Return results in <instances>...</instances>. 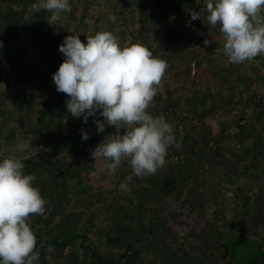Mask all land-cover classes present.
Listing matches in <instances>:
<instances>
[{
  "label": "trees",
  "instance_id": "trees-1",
  "mask_svg": "<svg viewBox=\"0 0 264 264\" xmlns=\"http://www.w3.org/2000/svg\"><path fill=\"white\" fill-rule=\"evenodd\" d=\"M83 1L70 0L72 11L62 15L68 21L49 26L43 10L24 19L35 0H0V118L24 122L18 132L0 133V159L21 158L47 201L45 214L30 216L37 264H205L226 251L230 264H264V221L257 220L251 193L241 184L226 189L241 208L233 225L243 232L232 229L224 246L213 245L219 230L206 214L199 169L207 163L199 135L204 121L217 162L234 155L244 160V171L264 173V55L219 66L220 57L201 50L216 51L220 44L204 45L185 1L171 0L151 12L159 15H147L141 42L168 64L147 111L163 116L166 106L176 107L173 118L164 117L179 147L168 148L155 174L128 181L127 159L109 175L90 154L115 128L98 133L93 121L101 117H90L87 125L71 117L65 106L69 97L57 92L51 79L64 59L59 45L66 36L79 34L86 43L87 36L114 34L113 28L123 26L114 25L112 15H88ZM130 16L136 18L133 25L125 22L127 31L116 35L122 47L128 46L131 25L137 29L139 22L138 15ZM171 74L174 82L167 79ZM175 82L185 86L183 94L169 93ZM208 118L214 121L208 124ZM85 129L87 141L81 138ZM172 200L184 210H170ZM176 228L189 232L180 236ZM201 237L205 242L194 245L193 238ZM195 246L201 254H193Z\"/></svg>",
  "mask_w": 264,
  "mask_h": 264
},
{
  "label": "clouds",
  "instance_id": "clouds-1",
  "mask_svg": "<svg viewBox=\"0 0 264 264\" xmlns=\"http://www.w3.org/2000/svg\"><path fill=\"white\" fill-rule=\"evenodd\" d=\"M45 11L47 23L54 26L62 13L72 11L70 0H35L24 19ZM206 20L219 26L229 62L240 64L264 55V0H206L200 11L190 13L191 20ZM190 24V22H189ZM68 35L59 45L63 61L52 74L56 91L69 97L65 106L71 117H90L98 133L114 127L91 151V157L103 162L109 175L115 174L122 160L130 162L126 178L155 174L165 164L167 150L176 143L173 126L164 116L147 111L157 95V86L168 68L141 43L122 47L119 37L109 31L87 36ZM209 39L204 45L211 44ZM81 138L89 139L87 130ZM36 177L26 174L21 158L10 155L0 159V264H37L40 252L30 224V216L43 215L47 201L34 186Z\"/></svg>",
  "mask_w": 264,
  "mask_h": 264
},
{
  "label": "rangeland",
  "instance_id": "rangeland-1",
  "mask_svg": "<svg viewBox=\"0 0 264 264\" xmlns=\"http://www.w3.org/2000/svg\"><path fill=\"white\" fill-rule=\"evenodd\" d=\"M156 2H152L151 4L154 5ZM115 4L114 0H111V5L108 3L107 8L113 10ZM118 9H120V5L118 4ZM127 12H129L127 9H124V12L120 15H112L110 17L111 22L114 25H119L121 22H123L122 28L117 27L113 28L114 35H119L121 33V29L127 31L128 27L125 22H129L128 26L130 24L133 25L134 20H136L135 16L126 15ZM62 15H65V13H62ZM139 19V18H138ZM143 24L137 23V29L136 27L132 26L129 28V43L128 46L132 43L139 42L142 44L141 38L146 34V29L144 28L146 26V21H150L147 17V15H142ZM68 21V18L66 16H62V19L59 21L61 23H65ZM140 21V19H139ZM198 27L193 28L194 32H198ZM200 37L203 39H207V32L202 34V32H198ZM210 40V39H209ZM221 43H224L222 40ZM207 49V48H206ZM206 49H202L201 52H206ZM200 52V51H199ZM213 58H219V54L216 51L211 52ZM221 58V57H220ZM188 60V59H187ZM221 60H223L221 58ZM220 60V61H221ZM190 63V61H187ZM180 62V64H182ZM222 65V64H221ZM211 69H208V72H210ZM175 75L171 74L168 75L167 79L169 81L174 82ZM175 92L172 91L170 88L169 93L170 94H183L185 86L181 85L180 82H175ZM17 98L16 94L13 96L12 102L15 101ZM171 103V102H169ZM176 107L173 104H170L169 106H166L164 108V112L162 113L163 116L167 117H174ZM214 120L211 118H208L207 123L211 124ZM24 122L22 120H19L18 118H0V133L3 137L7 136L9 132L11 131H20L23 128ZM200 137L204 140V144L206 145L207 149V163L205 166L199 167L202 176H203V189H202V195H203V203L206 207V214L208 218H215L218 221V227L221 231L222 235H226L228 232V225H230L232 222L236 221L237 213L240 211L241 208L238 207L235 198L231 194L229 190L226 188L234 186V184H241L242 186L246 187V190L248 193H251L252 197V203L254 204L256 208L257 213V220L262 222L264 221V217L262 216V213L264 211V174H258L256 177L255 175H252L248 173L247 171H244L243 168L240 166L243 161L240 157L230 155L227 159L222 161L221 163L217 162L214 157L212 156L213 148L210 138L208 137V133L206 131L205 123L204 121H200ZM182 128V127H181ZM185 130V129H182ZM214 132H217L215 129ZM3 152L6 154H11L10 149H3ZM100 179H95V182H99ZM170 210H177V211H183L184 209L180 208L178 203L176 201H171L169 204ZM176 232L180 235H186V232L181 228H176ZM195 241L193 242L194 245L196 244H203L205 241H203V237L201 238H193ZM204 246V245H203ZM196 247L193 249L194 255L201 254L199 252V248ZM220 259H212V261H208L205 264H222ZM201 264V263H199Z\"/></svg>",
  "mask_w": 264,
  "mask_h": 264
},
{
  "label": "flooded vegetation",
  "instance_id": "flooded-vegetation-1",
  "mask_svg": "<svg viewBox=\"0 0 264 264\" xmlns=\"http://www.w3.org/2000/svg\"><path fill=\"white\" fill-rule=\"evenodd\" d=\"M113 1V0H112ZM171 0H114L115 5L113 10L108 9L107 5L108 3L111 5V0H84L83 1V5L86 8V10L88 11V15H109V14H113V15H120L124 12V9H127L129 12H127L126 15H138L139 19H140V23L143 24V19H142V15H159V14H152L151 12L153 10H157L158 7L163 4L165 5L167 2H169ZM172 1H185L188 4H190V10L188 11V15H190V13L192 11H200L206 4V0H172ZM152 2H156L154 5H152ZM118 4L120 5V9L118 7ZM206 13H202L201 15V20L197 19V20H192L195 23V27H198L197 30L199 32L205 33V31L207 32V39H210L212 41H217L220 44V47L222 49H218L217 52L219 54V57H221L223 60L219 61L218 65L225 67V65L230 64L228 57L225 55L224 50H223V46L224 43H221V41L223 40L222 34L219 31V26L213 27L211 26L208 21L206 20ZM191 16V15H190ZM215 49L213 47L207 48L206 52H213L214 53ZM212 56V54H211ZM213 57V56H212ZM253 62V60H252ZM222 64V65H221ZM252 64V63H251ZM211 72V71H210ZM250 173V172H248ZM252 175H257L258 174H253L250 173ZM264 174V173H262ZM256 176V177H257ZM202 199H203V195H202ZM218 227V221H215ZM234 223L232 222L230 225H228V233H230V230L233 229V232L235 230H239V232L241 233L242 229L238 228L237 226L233 225ZM219 230V235L217 236V241L213 242V245L217 246L219 245V243L224 246L225 244H223V241L225 239L226 235H222L221 231L218 227ZM237 232V231H236ZM243 232V231H242ZM238 233V232H237ZM222 259L221 262L222 264H230V262L228 261V252L226 251L225 253H222L221 255L213 258V259ZM212 261V259H210ZM213 262V261H212ZM236 264V263H234Z\"/></svg>",
  "mask_w": 264,
  "mask_h": 264
}]
</instances>
